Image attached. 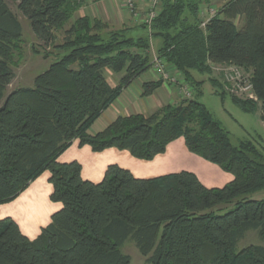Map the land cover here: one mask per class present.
I'll return each instance as SVG.
<instances>
[{"label":"trees","instance_id":"1","mask_svg":"<svg viewBox=\"0 0 264 264\" xmlns=\"http://www.w3.org/2000/svg\"><path fill=\"white\" fill-rule=\"evenodd\" d=\"M9 2L44 45L58 30L64 36L57 45L60 55L33 85L5 95L22 36ZM201 6V0H158L149 31L143 23V34L134 35L100 19L74 18L78 5L73 0H0V204L46 170L49 198L61 203L33 239L12 218L0 219V264H129L130 256L121 250L127 239L144 257L140 264H264V243L237 250L250 230L264 242V199L251 197L264 190V150L250 140L231 143L199 101L202 81L193 76L210 73L211 64L240 66L250 74L264 123V0H226L204 27ZM150 38L160 40L155 56L179 70L193 88L192 98L146 115L117 116L90 134V125L122 89L153 66ZM106 69L120 75L114 87ZM161 83L143 82L140 94H152ZM233 101L244 111L256 104ZM179 137L190 152L229 172L232 180L207 188L189 171L137 178L109 164L101 180L92 182L81 177L79 162L57 161L74 139L93 151L115 147L149 160Z\"/></svg>","mask_w":264,"mask_h":264},{"label":"crops","instance_id":"2","mask_svg":"<svg viewBox=\"0 0 264 264\" xmlns=\"http://www.w3.org/2000/svg\"><path fill=\"white\" fill-rule=\"evenodd\" d=\"M73 1L78 5L74 18L88 16L106 22L112 29L128 27L134 35L143 34V30L139 25L143 24V16L148 6L147 0H134L135 15L127 9L126 0ZM212 6L216 10L218 9L217 6ZM203 8L205 9L206 5ZM146 30L149 31L147 25ZM150 44V50L154 57L156 49L160 45V40L150 38ZM215 65L211 64V67ZM167 68H170L172 72L180 73L179 70L173 67ZM104 75L108 84L112 87L117 84L120 77L119 74H114L107 69L104 71ZM141 77L146 80L138 81ZM150 80H157L153 67L123 88L120 95L90 125L88 132L95 134L101 131L117 116L146 115L164 104H175L180 100L176 87L162 80L161 85L152 94L142 96L140 86L143 82ZM73 160L80 163L81 177L92 182L101 180L109 164H117L128 169L137 178H153L180 171H189L195 174L207 188L221 187L233 178L229 172L223 171L216 164L190 152L182 137L169 142L164 152L149 160L136 158L128 150H120L115 147L93 151L89 145L80 146L78 140L74 139L57 157L59 162ZM48 178L49 172L47 170L43 171L13 200L0 204V219L12 218L22 234L29 239L35 238L40 233L41 228L50 222L52 213L61 207L60 202H54L49 198L52 185L49 183ZM251 195L254 197V193Z\"/></svg>","mask_w":264,"mask_h":264},{"label":"rangeland","instance_id":"3","mask_svg":"<svg viewBox=\"0 0 264 264\" xmlns=\"http://www.w3.org/2000/svg\"><path fill=\"white\" fill-rule=\"evenodd\" d=\"M225 1L226 0H210L209 4L219 8ZM9 6L21 23L22 36L18 47L13 52L11 68L14 72V78L8 85L5 95L15 87L32 86L34 77L44 71L48 65L60 55L57 45L62 43L64 36L63 30H58L55 32L53 42L48 46L44 45L34 37L30 29L29 21L21 15L15 5L9 2ZM236 24L239 25V21ZM152 67L154 68V64ZM212 67L210 73L193 72L194 78L197 81H202L200 86L201 93L198 97L199 101L208 108L221 126L228 132L232 144L237 145L239 141L250 140L264 150V125L261 120L260 103L247 99L243 94L238 93L234 96L227 92H223L222 82L221 85H215L213 81L210 80V78H214L221 81L220 73L214 70L215 66ZM167 70L169 71L168 73L172 75L175 74V71L172 72L170 68H167L164 62V71L167 72ZM156 77L157 80H162L161 77L157 75ZM142 80L146 79L141 77L138 81ZM232 96L251 103H256L254 109L251 111L242 110L233 101ZM251 197L253 196L251 195ZM253 198L264 199V190L255 192ZM230 208L231 206L223 208L221 212H225ZM263 243L264 242L258 237L256 232L250 230L238 241L237 250H240L248 244ZM121 250L123 253L130 256L129 264H140L144 261V257L139 253L133 241L130 239L124 242L121 246Z\"/></svg>","mask_w":264,"mask_h":264},{"label":"built area","instance_id":"4","mask_svg":"<svg viewBox=\"0 0 264 264\" xmlns=\"http://www.w3.org/2000/svg\"><path fill=\"white\" fill-rule=\"evenodd\" d=\"M148 6L146 13L143 16V23L148 27L152 19L157 15L158 0H147ZM202 6L199 10V20L201 27H204L206 22L216 13V9L212 5H208L210 0H201ZM127 9L134 15L135 3L134 0H126ZM206 5L204 9L203 6ZM154 71L157 76L161 77L163 81L174 84L177 92L182 99H190L193 95V88L185 81L181 73L175 72V74L164 71V62L162 59L154 56ZM213 68V67H212ZM214 70L219 72L221 76V82L223 85V92H227L231 95L243 94L247 99L253 100L256 103H260L258 100L253 86L250 80L249 72L243 70L240 66L233 63L216 64ZM223 78V79H222Z\"/></svg>","mask_w":264,"mask_h":264}]
</instances>
